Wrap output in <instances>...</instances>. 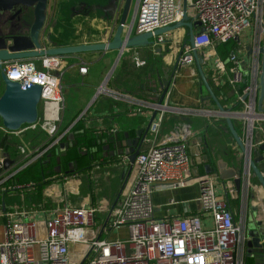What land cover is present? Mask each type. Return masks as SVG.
Listing matches in <instances>:
<instances>
[{
    "label": "crops",
    "instance_id": "obj_1",
    "mask_svg": "<svg viewBox=\"0 0 264 264\" xmlns=\"http://www.w3.org/2000/svg\"><path fill=\"white\" fill-rule=\"evenodd\" d=\"M108 1L49 0L47 32L52 37L49 46L110 40L119 20L116 23L110 20L106 8ZM137 2L138 0L134 15ZM132 7L133 1L131 9ZM187 22L193 24L195 34L200 32L202 27L191 10L188 11ZM175 29L177 30L174 31ZM175 29L164 33L167 34L164 42L128 48L122 53L119 50H108L59 56V67L54 72L61 79L63 101L59 119L56 121L57 135L50 136L38 123L35 126L27 125L18 131H11L5 128L0 120V182L14 168L21 166L26 156L34 155L36 148L42 146V149L48 150L56 146L50 152L47 150L48 152L39 159L43 167L44 180H55L46 185L42 192L38 191L34 184L26 186L17 184L21 186L19 188L11 187L17 186L11 183L9 186H5L6 183L1 184V211H26L30 213L31 218L40 219L44 216L42 213L52 212L65 205L94 206L103 210L112 207L132 187L137 172L136 165L129 172L130 162L129 159L127 162L124 161L126 154L120 144L137 138L138 131L147 128L149 119L155 112L153 106L159 103L166 84L169 88L163 100L164 110H159L155 118L159 119L163 115L162 125L157 134L151 133L150 130L143 134L140 152L147 151L155 144L172 137L183 136L186 132L191 158V176L189 183L184 187L154 189L155 216L158 219L182 218L200 213L202 177H214L219 193H222L226 186H236L237 178H243L244 182L245 154L235 141L217 102L211 96L197 63L189 66L179 65L181 54L191 46L190 28L184 25ZM256 33L257 28L253 25L236 39L240 55L246 61L242 67L245 73L250 71L253 60V53H250V50L253 51ZM221 44L223 43L217 44L214 48L200 50L199 53L206 55L202 67L210 87L218 100L224 99L226 102L224 108L230 111L238 102V89L233 88L234 97L231 99L219 90L222 84L214 72L215 60L228 59L232 51L228 53ZM32 61L40 67L39 59ZM81 66L88 68L86 74L80 72ZM2 85L0 80V92ZM103 86L106 87L105 91L101 89ZM115 92L125 95V98L115 97ZM66 100L68 105L64 106ZM51 111L55 113L56 108L51 106ZM66 112L70 114L67 123L64 122ZM43 116L44 112L42 118ZM43 120L44 118L40 123ZM232 120L240 128L242 137V122L236 117ZM77 122L81 127L74 130ZM85 128L91 129L94 136H101L98 158L93 161L87 160V167L73 162L68 169L62 170L58 164L55 171L51 172L49 168L54 160L59 159L60 154L64 152L60 148V143L71 144L72 141L69 139L73 132L81 134ZM263 132H258L259 137ZM42 133L46 136L37 144L33 143L32 140ZM64 133L66 135L60 143L53 146L55 139ZM29 141L34 144L31 148L28 146ZM259 150L253 152V157L259 155ZM96 151L95 146L89 148L83 145L79 155L90 159L91 152ZM116 158L122 163L114 162ZM222 164L240 171L230 183L218 184L220 178L218 171ZM258 167L264 173V160L258 163ZM253 179L260 182L258 177L252 175L251 183ZM251 196L255 198V210L250 211ZM228 197L230 202L238 201V206L232 207L235 218L238 219L240 196L235 194ZM246 197L249 239V232L255 229L259 221H264V200L260 188L253 184L249 187ZM106 214L101 213L105 216ZM2 220L3 218H0V222ZM205 225H212V220L206 218ZM250 253L252 251L248 249L247 241V256L252 259L251 263L260 264L254 257L249 256Z\"/></svg>",
    "mask_w": 264,
    "mask_h": 264
},
{
    "label": "built area",
    "instance_id": "obj_2",
    "mask_svg": "<svg viewBox=\"0 0 264 264\" xmlns=\"http://www.w3.org/2000/svg\"><path fill=\"white\" fill-rule=\"evenodd\" d=\"M189 10L202 27L194 35L198 52L236 40L253 25L257 28L249 72L242 70L246 61L239 49L231 51L226 60L217 58L214 64L220 84L225 82V77L236 89L239 84L247 82L242 93L237 91L242 108L230 111L234 118L242 122V139L253 155L264 144V132L261 137L258 134L264 131V114L257 109L261 88L264 0H188ZM183 14V0H138L132 32L137 35L154 34L157 29L181 21ZM166 35H154L155 43L164 42ZM193 50L190 46L181 54L180 66L195 63ZM38 59L40 67L32 61L36 59L14 60L6 62L3 70L9 79L20 82L23 88L34 84L42 86L45 119L49 103L59 105L60 115L62 85L60 76L54 72L60 59L59 56ZM87 71L86 66L80 67L82 74ZM101 89L105 91L106 87ZM244 95H247L246 99ZM114 96L125 98V95L116 92ZM162 117L153 121L151 133L159 132ZM57 132L55 125L50 136L57 135ZM65 135L58 136L52 145L60 143ZM42 147L36 148L34 155L26 156L21 166L7 174L0 185L41 159L48 150ZM262 155L264 157V151ZM124 161H128L127 155ZM134 165L137 172L132 187L108 209L65 205L42 213L44 216L40 219L31 218L26 211L0 210V218H3L0 222V264H80L86 256L84 264H246V196L252 185V170L248 162L245 163L241 193L235 185L226 186L219 193L214 177L205 176L201 180L202 211L182 218L163 219L155 216L153 191L158 187H184L189 183L191 158L186 132L183 136L172 137L140 152ZM235 194L240 196L238 219L228 197ZM206 218L212 220V225H205ZM84 245L88 247L86 252H76L78 246Z\"/></svg>",
    "mask_w": 264,
    "mask_h": 264
},
{
    "label": "water",
    "instance_id": "obj_3",
    "mask_svg": "<svg viewBox=\"0 0 264 264\" xmlns=\"http://www.w3.org/2000/svg\"><path fill=\"white\" fill-rule=\"evenodd\" d=\"M133 0H109L107 11L112 22L119 20V24L112 35V38L107 41L98 43H82L74 45L58 46L52 44L51 34L47 32L49 27L48 19V3L49 0H35L34 5V21L30 25L29 32L24 35L13 36L8 39L9 42L0 44V69H2V80L4 83V92L0 96V117L5 128L11 131H18L25 125H34L39 121V108L42 102L43 88L41 85L34 84L30 87L23 88L22 84L9 79L6 72L3 70L6 62L14 60H31L38 59L44 56H66L71 54H81L91 51H108L119 50L121 53L128 48L145 47L155 43L154 35H161L180 26H188L190 28V44L194 48L193 54L195 62L199 67L200 74L209 89L211 96L217 102L219 111L225 116L229 125L230 131L239 145L241 151L245 154V163H249V168L253 171V176L258 177L264 186V175L259 169L258 163L264 159L261 154L264 151V144L260 146L259 155L253 157L244 143L242 137L237 133L233 124V115L231 111L226 110L219 102L215 93L209 85L202 65L204 64V53H199L194 44L193 24L187 22L188 19V0H183V17L176 24L164 28L157 29L155 33H144L141 35L133 34L132 25L134 19L128 23ZM200 23V22H199ZM201 25V24H200ZM252 50H250V53ZM262 54V65L260 75V94L257 100V109L259 113L264 114V43L260 47ZM109 78V77H108ZM107 82V81H106ZM168 84L162 91V96L159 103L153 106L154 114L149 119L147 128L138 131V137L128 140V143H121L120 146L124 149V153L128 156L130 166L129 172L135 164L137 155L140 153V142L143 134H146L155 120L159 110L163 109V100L168 92ZM104 87V86H103ZM247 98V95H244ZM70 146V142L60 143L61 150L65 151ZM236 187L239 193L242 192L243 178L236 179ZM248 249L252 251L250 257H254L260 264H264V221H259L255 229L249 232ZM87 256L84 257L80 264H84Z\"/></svg>",
    "mask_w": 264,
    "mask_h": 264
},
{
    "label": "trees",
    "instance_id": "obj_4",
    "mask_svg": "<svg viewBox=\"0 0 264 264\" xmlns=\"http://www.w3.org/2000/svg\"><path fill=\"white\" fill-rule=\"evenodd\" d=\"M230 42H233L232 44ZM221 45H224V47L226 48L227 52L229 53L231 50H238V45L236 40H230L227 43H223ZM231 45V46H230ZM226 58V57H225ZM231 64L228 65V67H230ZM2 69H0V80L2 82V91L0 92V96L3 94L4 92V83L2 80ZM225 82L220 85L219 90L221 91V93L223 95H227L228 99H231L232 97H234V93H233V87L232 85H230V83L227 81V77L224 78ZM247 82L239 84L238 85V91L240 93L243 92L244 88L246 87ZM219 102L224 106L225 105V101L224 99L219 100ZM242 108V103L240 101L236 102L232 107L231 110H236V109H241ZM0 120L1 117H0ZM233 124L234 127L237 131V133L240 135L241 131L240 128L235 124L234 120H233ZM78 122L76 123V125L74 126V130L78 129L79 127H81V125H78ZM27 126V125H25ZM93 131L89 128H85L84 133L81 134H76L75 132H73V135H71L69 141H72V143L70 144V146L60 154V158L59 159H55L53 165L49 168V170L51 172H54L56 169V166H60V168L62 170H66L68 169L69 165L71 163H75L78 165L83 164V166L87 167V160L89 161H93L94 159H97V155H99V151L101 150L100 148V142L102 141L101 136H94ZM66 139V137L64 138ZM83 145H87L89 148L92 147H97V151L96 152H91V154L89 155L90 159H86V158H82L79 155V150H82ZM56 146L52 147L51 149H49L48 151H52L53 149H55ZM47 151V152H48ZM81 152V151H80ZM114 162H121V160H119L118 158H116V161ZM122 163V162H121ZM55 179H51L48 181L44 180L43 177V167L41 165V161L37 160L34 161L33 163L29 164L28 166H26L25 168H23L22 170H20L19 172H17L14 176H12L10 179L7 180L5 186H9L11 184L13 185H17V184H23L24 186H26L27 184H34L35 187L38 188V191L42 192L43 188L52 183ZM11 183V184H10ZM230 206L231 207H237L238 206V201H232L230 202ZM252 259H250L248 256L246 257V264H253L251 263Z\"/></svg>",
    "mask_w": 264,
    "mask_h": 264
},
{
    "label": "flooded vegetation",
    "instance_id": "obj_5",
    "mask_svg": "<svg viewBox=\"0 0 264 264\" xmlns=\"http://www.w3.org/2000/svg\"><path fill=\"white\" fill-rule=\"evenodd\" d=\"M35 0H0V44L29 32L34 21ZM49 5V3H48Z\"/></svg>",
    "mask_w": 264,
    "mask_h": 264
},
{
    "label": "rangeland",
    "instance_id": "obj_6",
    "mask_svg": "<svg viewBox=\"0 0 264 264\" xmlns=\"http://www.w3.org/2000/svg\"><path fill=\"white\" fill-rule=\"evenodd\" d=\"M136 1L137 0H133V7L131 9V15H130L129 21H131L132 18H133ZM176 30L177 29H175L174 31H176ZM230 43L232 44L233 42H230ZM63 105L64 106L68 105V101L66 100ZM39 106H40V108H39V120H41L42 119V115H43L42 102H41V104ZM68 115H70L69 112H66L65 113V119H64L65 123L68 122L67 121V119L69 117ZM262 124H264V123H262ZM43 136H46V135L42 133L40 136H38L37 138L32 140L33 143L37 144L43 138ZM239 173H240L239 169H235L233 167L232 168H228L226 165L222 164L220 169H219V171H218V174H219V177H220L219 180H218V184H220L222 182L230 183L236 176L239 175ZM252 184L256 185L258 188H260L261 196H262V198L264 200V186H263V184L261 182L255 181V179L252 180ZM253 209L255 210V198H254V196H251V198H250V211L253 210ZM250 217H251V214H250ZM250 222H251V219H250ZM87 249H88L87 245L78 246L76 252L84 253V252L87 251Z\"/></svg>",
    "mask_w": 264,
    "mask_h": 264
},
{
    "label": "bare ground",
    "instance_id": "obj_7",
    "mask_svg": "<svg viewBox=\"0 0 264 264\" xmlns=\"http://www.w3.org/2000/svg\"><path fill=\"white\" fill-rule=\"evenodd\" d=\"M51 106H54L56 108L55 113L51 111ZM58 119H59V105L57 103L55 104L49 103L47 106V117L43 120L42 123L39 122L38 124H40L42 129H44L45 131L48 132V134H50L51 130L56 125V121ZM28 146L31 148L32 146H34V144L29 141Z\"/></svg>",
    "mask_w": 264,
    "mask_h": 264
}]
</instances>
